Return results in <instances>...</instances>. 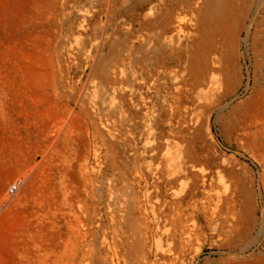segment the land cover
<instances>
[{
    "label": "rangeland",
    "instance_id": "obj_1",
    "mask_svg": "<svg viewBox=\"0 0 264 264\" xmlns=\"http://www.w3.org/2000/svg\"><path fill=\"white\" fill-rule=\"evenodd\" d=\"M103 1L0 0V264H107L112 247L122 264H264V6L236 12L217 90L197 109L193 0L170 47L178 0L151 14L149 0H113L109 46L92 67L85 47ZM128 37L125 75H109L113 111L100 73ZM181 155L222 201L199 190L195 207L158 220L166 196L192 187L163 177Z\"/></svg>",
    "mask_w": 264,
    "mask_h": 264
},
{
    "label": "bare ground",
    "instance_id": "obj_2",
    "mask_svg": "<svg viewBox=\"0 0 264 264\" xmlns=\"http://www.w3.org/2000/svg\"><path fill=\"white\" fill-rule=\"evenodd\" d=\"M164 1L165 0H149L148 4L144 5L143 8L148 7V14H151L157 11L160 8L161 3H163ZM263 1L264 0H205V1L193 0L192 10L198 12L199 14L196 22L195 35L194 38L192 39V41L195 42L196 47L191 53L193 59L189 60L188 58L186 63L189 64V66L192 65L194 67L195 73H197L200 76V85L203 86V88L205 89L204 92L198 93V95L197 93L195 94V99H196L195 105L197 109H199L202 102L208 99L210 100V95L212 94V92L214 90H217L215 89V87L217 88L216 84H218L217 73L220 69H222V65H223L221 58V49L223 43L222 36L224 35L226 28L229 27L230 24L231 25L234 24L236 17L235 15H237L236 12H238L239 9H241L242 7L247 8L248 6H253L254 3L257 2L258 4L257 11L259 12L260 8L264 6L262 5ZM177 2L178 5L181 6V8L176 9L177 11L175 14V25L174 28L172 29V34L167 36L168 46L172 41H174L173 39L176 35L180 37V34H182L185 30V15L183 14L182 7L186 1L178 0ZM101 7L104 8L102 12L99 13L101 17L99 18L102 21V16H104L106 20L104 22L102 21L99 28H97L94 37L89 42L88 44L89 46L87 45L85 47V51H86L85 63H87V65H90L92 67L96 66L95 64L97 63L98 60L100 61L104 50L106 49V47L109 46L106 39L109 37L110 34L109 32V29L111 27L110 25H114V23L113 22L111 23V21L115 19V16L117 15L113 0H104L103 3L101 4ZM86 12L87 14L89 13L87 10ZM87 23H89L88 17L86 15L81 16L80 21L77 23L79 26L78 33H81L80 30L82 28L84 29L85 25H88ZM117 24L118 22L115 25ZM128 40L129 37L123 40L122 44L119 42L113 45V52L111 58L112 63L111 64L108 63L109 65L107 66L104 65V69L100 73L102 79L107 81L106 82L107 84L108 82L112 84L111 86L107 85L104 88V94L106 96L104 102L108 101V107H111L113 111L118 109L116 100L117 97L120 95L119 93L120 87L116 85L117 81L115 82L111 81L109 75L110 73H117L122 76L125 75L124 73L126 70V65L128 64V62H130L128 60H130V53H131L130 51L132 47L129 45ZM174 76H175L174 78L176 79V75ZM180 89L181 86L177 84L176 90H180ZM150 127L152 126L150 125ZM180 157H182V155ZM197 162L198 161L191 155L182 157L179 159L177 163H175L174 167L167 172L166 176H163L164 179L166 180V185L170 187H172L173 184L182 177L191 178L193 184L188 194L180 195L173 192L170 196L165 197L164 206H163L164 209H162V211L160 212V215L158 216V220L175 219L176 217H180L181 214L184 213L186 206L194 205L195 207L196 196L199 190L202 191L203 196L206 198V200L209 203H212L216 207L219 206V203L222 201L221 196L212 194V191L207 188V178L205 173L206 171L202 167H199ZM135 241L136 242H132L130 246L131 249L136 247V245H138L139 242L137 241V239ZM126 257H127L126 252L117 249V247H112L110 248V254L108 255V258L105 259V263L122 264V261H125ZM85 260H87L86 257L84 258V261Z\"/></svg>",
    "mask_w": 264,
    "mask_h": 264
},
{
    "label": "built area",
    "instance_id": "obj_3",
    "mask_svg": "<svg viewBox=\"0 0 264 264\" xmlns=\"http://www.w3.org/2000/svg\"><path fill=\"white\" fill-rule=\"evenodd\" d=\"M20 189V182L12 183L8 188V193L11 195L16 194Z\"/></svg>",
    "mask_w": 264,
    "mask_h": 264
}]
</instances>
